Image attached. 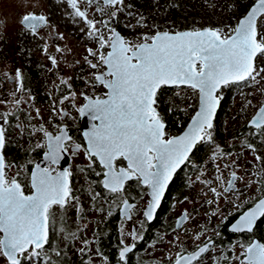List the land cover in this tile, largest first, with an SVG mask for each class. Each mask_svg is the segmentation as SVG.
Instances as JSON below:
<instances>
[{
  "label": "snow or ice",
  "instance_id": "1",
  "mask_svg": "<svg viewBox=\"0 0 264 264\" xmlns=\"http://www.w3.org/2000/svg\"><path fill=\"white\" fill-rule=\"evenodd\" d=\"M87 3L90 5L92 0H87ZM68 4L76 10L77 16L85 20L92 32L99 33L96 36L99 48L95 51L87 49L88 55L96 62L88 60L87 56L85 61L90 68L97 70L93 73L94 81L107 90L103 98L82 94L86 103L77 107L81 116H90L94 122L91 131L84 133L87 145L83 151L88 161L87 167L96 176H103L99 183L112 194L123 193L127 182L133 180L147 186L151 200L144 216L151 221L176 170L188 160L199 142L213 141V121L222 98L219 94L221 89L235 84L257 83V76L264 79L261 76L264 68L257 67V57L264 58V0H253L246 14L235 27L229 26L227 32L221 28L157 31L154 35L142 36L138 41L126 39L115 28H109L111 35L106 37L97 28L96 22L88 19L86 12L80 10L77 0H68ZM104 4L115 8L109 13L108 21H101L104 27H109L124 0H104ZM97 10L103 11L99 5ZM21 23L35 33L47 21L43 15L30 13L23 16ZM50 59L55 66L56 58ZM101 67L106 70L100 71ZM16 78L20 81L18 91L23 92L19 70ZM61 83L67 81L62 79ZM162 86H183L198 93V111L183 135L166 137L165 123L157 107L158 92ZM75 98L76 93L73 92L71 100ZM69 99V96H64L60 104ZM20 102V99L15 100L17 105ZM248 103L251 104V101ZM73 107H76L74 103ZM36 112L39 116V109ZM60 113L62 117L68 115L63 109H60ZM12 114H0V256L5 258V264H56L46 249V245L51 246L50 229L55 227L59 218L62 225L59 231H65L63 212L79 199L73 195L72 171H60L58 167L64 155H75L81 149V144L72 142V137L63 127L57 126L55 134L43 124L34 128L35 133L43 134L44 142H38L36 147L46 148L44 160L47 166L35 163L29 178L30 189L26 192L22 181L9 178L7 173L12 165L4 156L5 125ZM251 125L264 135V105L259 106ZM216 151L222 153L219 146ZM255 159L264 161L260 156ZM97 161L103 172L96 171ZM230 175L223 193H232L238 198L243 192L236 188V182L242 178L236 171ZM215 180L223 184L221 175L218 174ZM256 183L260 185V196L232 225L230 230L233 233H251L257 221L264 217V163L261 164V178ZM89 186L91 188V183ZM245 186H248L247 181ZM210 191L216 197L222 195L216 187H211ZM99 195L93 190V199ZM121 202L124 214L131 219L134 205L127 199ZM208 203L212 204L213 201L209 200ZM187 218L185 213L184 219ZM70 235L75 238L76 233ZM129 235L133 240L138 238L135 230ZM201 235L203 233L195 239L199 241ZM176 239L178 241L179 237ZM88 243L84 241L81 253L88 248ZM121 244H124L123 240ZM134 248L135 244L125 245L119 252L120 259L123 261ZM240 248L242 251L238 256L224 259H235L238 264H264V243L249 242L241 244ZM52 251L60 256L55 248ZM209 251L207 243L196 245V250L187 255L179 253L174 264H203L202 256ZM85 264L92 262L89 260Z\"/></svg>",
  "mask_w": 264,
  "mask_h": 264
},
{
  "label": "flooded vegetation",
  "instance_id": "2",
  "mask_svg": "<svg viewBox=\"0 0 264 264\" xmlns=\"http://www.w3.org/2000/svg\"><path fill=\"white\" fill-rule=\"evenodd\" d=\"M95 1L106 14L105 18H109V13L115 11L113 6L105 5L102 0ZM127 4L119 6L120 10L107 27L115 28L126 39L129 38L130 29L133 27L123 24L122 13L126 7L140 9L139 5L131 1ZM51 8L41 10L34 6H24L9 11L7 17L0 10V101L4 102L0 103V114L13 113L8 117L9 123L5 125L7 131L4 156L12 165L7 169L9 178L15 177L22 181L27 192L30 189L29 178L35 163L47 166L44 160L46 148L36 147L38 142H44L43 134L33 131L41 124L54 134L57 126L63 127L72 137V142L81 144V149L75 155L65 154L58 167L60 171L70 169L73 173V195L79 199L73 201L63 213V226L66 233H79V243L75 244L72 256L67 250L60 248L59 236L63 232L59 231L61 223L58 218L55 227L50 229L51 246L46 245L51 259L56 264H85L89 260L92 264H174L179 253L187 255L196 250V245L203 246L207 243L210 251L203 254V264H224L225 245L235 240L241 244L256 240L264 243V217L257 221L251 233H233L230 230L240 215L252 207L253 201L260 196V185L256 181L261 178V164L264 161H257L255 157L264 158V135L251 125V120L258 113L259 106L264 105V79L260 78L262 82L256 83L254 89L247 83L221 89L219 94L222 98L213 121V141H202L196 145L188 160L172 176L153 219L147 221L144 212L151 200L147 186L133 180L127 182L123 193L112 194L99 183L103 176H96L95 172L87 167L88 161L83 151L87 145L84 133L91 131L94 122L90 116H81L77 107L86 103L82 94L103 98L107 90L94 81L93 73L97 70L90 68L88 63L85 67L86 62L79 67L78 60L72 63L68 53L63 52L60 45L63 31L56 25L61 20L62 10H54L53 6ZM30 13L43 15L47 21L38 27L35 33L21 23L23 16ZM137 26L134 36L138 41L143 32ZM58 48L60 51H57ZM86 56L91 60L88 54ZM50 57L56 58L55 66ZM261 58L257 57V67L261 64ZM17 70L22 75L23 92L18 91L20 81L16 78ZM104 70L106 69L101 67L100 71ZM62 79L67 83H61ZM180 90L193 91L183 86H162L158 92L157 107L165 123L166 137L181 135L199 107L198 93L194 91V100H172L174 92ZM73 92L76 93L74 101L71 100ZM64 96H69L70 99L60 104ZM245 96L254 98L249 100ZM236 97L239 101L235 100ZM16 99L21 100L18 105L15 103ZM73 103L76 107H73ZM247 105H250V110ZM33 109H39V116L37 112L31 115ZM60 109L68 115L62 117ZM235 109L244 114V117L237 128L227 133L230 138L242 141L240 146L222 143L224 135L227 134L221 127L224 116L234 113ZM247 116L249 117L245 121ZM18 146L21 151H17ZM217 146L222 153L216 151ZM225 165L229 167L226 168ZM81 169L85 171L82 172ZM96 171H104L98 161ZM232 171H236L242 178L236 182V188L243 192L238 198L232 193H223V187H226L227 181L231 179ZM254 173L256 175H253ZM218 174L223 177V184L215 180ZM205 181L211 183L206 184ZM245 181L248 182L247 187ZM211 187H216L222 195L216 197L210 191ZM93 190L100 193L95 199ZM122 199H127L134 205L131 209V219L124 214ZM209 200L213 203L209 204ZM185 213L187 219H184ZM86 224L89 226L85 228ZM133 230L138 233L136 240L129 235ZM201 233L203 235L197 241L195 237ZM121 240L124 241L123 245ZM84 241L89 242L88 248L81 253ZM131 244H135V248L126 254L122 261L120 250ZM53 248L60 252V256L55 255Z\"/></svg>",
  "mask_w": 264,
  "mask_h": 264
},
{
  "label": "rangeland",
  "instance_id": "3",
  "mask_svg": "<svg viewBox=\"0 0 264 264\" xmlns=\"http://www.w3.org/2000/svg\"><path fill=\"white\" fill-rule=\"evenodd\" d=\"M172 1V0H169ZM182 9L170 8L169 3L161 4L152 7V0H140V9H135L134 7H126L125 11L122 13L123 24L128 25L130 28V34L128 40L137 41L135 38V27L141 29L144 35H154L157 31H185L193 29H204V28H221L225 32L229 30V26L235 27L238 20L243 17L248 11L253 0H182ZM128 3L129 0H127ZM124 2V5H128ZM135 2V1H134ZM133 2V3H134ZM78 7L81 11H85L88 19L96 22V26L100 29L103 34L107 37L110 36L109 29L104 27L101 21H107L109 18H105L106 14L104 11H98V3L92 0L89 5L87 0H77ZM29 8L34 6L41 10H50L53 6L54 10L60 9L61 20L56 24L58 28L62 29V39L61 47L65 54L71 57L72 63L77 60L80 62L79 67L82 63L86 62L85 57L88 54L87 49L91 48L94 51L99 48L96 36L99 33L92 32L85 20L76 15V10L68 4V0H0V10L2 14L7 17L9 11L19 8ZM101 8V7H100ZM131 15L127 18V16ZM13 19L15 17H12ZM142 18V19H141ZM55 21V18L52 17ZM52 20V21H53ZM140 24H139V21ZM62 23V24H61ZM61 25V26H59ZM63 25V27H62ZM190 27V28H189ZM90 32L92 33L90 35ZM92 62H96V59L89 56ZM66 59V57H64ZM261 64L258 65L259 68H264V58H261ZM88 66L87 62L84 65ZM264 76V72L261 73ZM260 76L257 77V83H260ZM256 83H252L250 88L254 89ZM195 93L191 90H180L175 91L172 95V100H194ZM245 98L252 99L254 97ZM239 101V98H235ZM239 104V103H238ZM225 108V106H224ZM247 109L250 110V105H247ZM233 111V110H232ZM36 109H33L31 115L33 116ZM244 114L238 112L235 109L234 113H229L224 116L223 123L221 124L222 130L227 133L231 129L238 127L240 121L243 120ZM249 116L245 118L248 119ZM222 143L230 145L234 143L238 146L241 145L242 141L235 140L228 136V133L224 135ZM21 151V147L18 146V150ZM67 209L64 210V212ZM63 212V213H64ZM63 215V219H64ZM88 216H86V219ZM86 222V221H85ZM62 226V225H61ZM89 225H85V228ZM83 226L81 225V228ZM84 229V232L86 230ZM69 232V230H68ZM78 234L75 238H72L70 233H66V230L60 234L59 242L61 243L60 248L67 250L69 255H73L75 244L79 243ZM67 237V238H66ZM55 239V238H54ZM240 241H233L231 244L225 245L224 247V258L238 256L242 249L240 248ZM0 264H5V258L0 256ZM224 264H238L235 259L225 260Z\"/></svg>",
  "mask_w": 264,
  "mask_h": 264
},
{
  "label": "trees",
  "instance_id": "4",
  "mask_svg": "<svg viewBox=\"0 0 264 264\" xmlns=\"http://www.w3.org/2000/svg\"><path fill=\"white\" fill-rule=\"evenodd\" d=\"M131 1V3H134L133 4H136V5H139L140 6V0H129V2ZM152 7H156L159 5V3L161 4H165V3H169V6L170 8H177V9H182V6H183V1L182 0H172V1H169V0H152ZM190 28V27H189ZM163 98V97H162Z\"/></svg>",
  "mask_w": 264,
  "mask_h": 264
},
{
  "label": "water",
  "instance_id": "5",
  "mask_svg": "<svg viewBox=\"0 0 264 264\" xmlns=\"http://www.w3.org/2000/svg\"><path fill=\"white\" fill-rule=\"evenodd\" d=\"M103 1V3H104V0H102ZM106 5V4H105ZM249 10V9H248ZM185 31H189V30H185ZM168 87H175V86H168ZM199 108V107H198ZM217 110H218V108H217ZM198 111V110H197ZM191 123V122H190ZM190 123H189V125H190ZM188 125V126H189ZM188 126H187V128L184 130V132H186L187 130H188ZM184 132L181 134V135H183L184 134ZM180 136V135H179ZM170 182V181H169ZM169 184V183H168ZM168 186V185H167ZM166 190V189H165ZM236 223V222H235ZM234 223V224H235ZM255 242H259L258 240H256Z\"/></svg>",
  "mask_w": 264,
  "mask_h": 264
}]
</instances>
